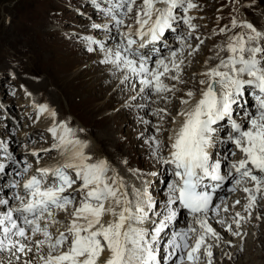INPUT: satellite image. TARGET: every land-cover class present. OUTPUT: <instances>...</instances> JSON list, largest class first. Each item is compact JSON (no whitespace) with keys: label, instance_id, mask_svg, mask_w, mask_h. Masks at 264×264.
<instances>
[{"label":"snow or ice","instance_id":"6c2138e0","mask_svg":"<svg viewBox=\"0 0 264 264\" xmlns=\"http://www.w3.org/2000/svg\"><path fill=\"white\" fill-rule=\"evenodd\" d=\"M134 4L135 0H121L115 7H126L131 13ZM157 4L165 7L158 8ZM142 5L135 17L140 25L137 34L141 41L146 34L145 27L152 40L171 27L177 19L174 15L177 9H183V22L194 29L191 17L187 15L190 9L197 7L192 0H142ZM107 14L117 26L124 23L112 8ZM231 25L245 31L230 37L226 49H221L227 51V58H221L215 67L203 73L207 82L200 81L202 85L206 84L200 98L195 103L182 101L191 107L179 114L183 121L174 136L169 137L173 141L170 158L164 163L174 167L176 179L167 186V215L153 221L155 227L149 232L144 227L150 219L149 213L161 214L155 212L156 204L147 190L133 187L129 192L123 178L106 160L93 159L86 153L88 144L76 137L67 123H56L49 132L55 141L53 149L62 159L55 166L36 169L38 175H32L22 185L13 183L11 187L19 189L13 194L17 201L15 205L0 198V205L5 208L0 212V252L9 254L8 264H12L13 259L19 262L30 253L38 258L39 264H101L100 258L105 252L108 256L102 264H162L158 245L169 222L178 216L175 205L193 216L199 231L189 227L187 231L174 233L168 242L164 264H201V256H206L207 264H212V245L206 246L207 238L219 240L220 237L209 224L208 213L213 211L219 215L220 204H213L214 193L226 177L221 174V162L213 161L209 150L219 139L216 126L220 122H230L227 142L242 156L231 164L228 175L232 176L234 170L239 176L235 180L237 185L247 181L254 185V188L243 189L249 194L245 211L256 205L257 194L264 197V32L250 22L240 23L236 19ZM125 38L122 50L113 51L100 44V49L105 52L101 62L139 76V83L144 86L140 89L142 92L146 88H154L156 93L172 91L162 77L171 71L178 73L180 65L173 60L172 68H169L159 61L157 69L152 70L146 60L138 62L134 58L133 45L137 41L131 38V31ZM94 43L90 41V44ZM139 46L144 47V44ZM93 50L88 48L90 52ZM161 68L163 71L159 70ZM249 88L255 90L256 110L245 111L242 113L244 119L237 121L233 119V106H239L240 98ZM186 95L195 99L192 91ZM38 110L55 121V110L47 105H40ZM156 148L159 149V142H156ZM231 155L235 156L236 152ZM31 167L27 164L24 171ZM4 171L5 165L0 164V173ZM207 180L216 183L205 184ZM223 211L227 212L228 208L224 207ZM59 212L66 213L68 218L63 230L59 227L62 221L57 219ZM236 217L238 219L233 223L239 228V220L244 218L239 213ZM228 230L231 231L230 225ZM189 233L195 234L192 243H189ZM23 264H33V261L24 260Z\"/></svg>","mask_w":264,"mask_h":264},{"label":"rangeland","instance_id":"374dc122","mask_svg":"<svg viewBox=\"0 0 264 264\" xmlns=\"http://www.w3.org/2000/svg\"><path fill=\"white\" fill-rule=\"evenodd\" d=\"M11 1L12 0H0V9H2L0 10V17L3 16L0 18V57H5L6 55L17 57L16 60L18 59L17 61H19V64L13 65L11 68L12 75L14 76L12 83L18 88V91H28L33 95L36 101L37 99L39 100L37 103V111H39L38 109L40 105H47L49 108H53L57 113L56 120H64L68 124V127L73 130L76 129L81 134V141L88 144L92 140H97L98 142L95 141L96 150L100 154H107L105 149L107 141L103 143L104 133L110 138V142L107 143L106 147L108 149H115L116 152H118L119 157L127 156L143 169L155 168L156 164L153 165V163L147 159L148 157H152L153 154L156 155V142L159 140V135L152 129L151 124L157 123V120L153 118L151 119L152 123L145 122V120H149L145 108L164 107L163 109H167L169 108V105L176 102L177 99L171 98L165 99V101H160L163 99V94H161V92L157 93L159 97L156 96L150 99L145 98L140 102L137 97L151 94L155 91L151 89L146 93L140 91L142 88L139 83L140 78L135 79L134 83L136 84L134 85H131V81L128 79H125L127 81H123L122 83L121 80L124 75L130 79H134V76L128 74V72L125 73L124 70L117 69L115 66H112V64L102 63L101 59H104L105 56L100 54V47L97 48L98 50L93 48L94 50L90 52L88 51V45L81 40L83 38H79L78 31L83 30V33L87 31L88 20H92L91 15L95 20H98V16L93 15L92 12H89L88 10L86 11V9L84 10V8H80L84 11L83 16L74 15L73 11L64 10L63 13V16L68 18V21L66 20L62 23V25L68 23L64 29H67V31L70 32H77V35L68 36L62 39L56 38L53 39V41L49 39L45 44L43 43L44 48H36L30 41V43H27L29 47L26 46L27 48L25 52V50L20 48L17 44L20 43L17 38L19 33L16 34L14 26V22L17 19V12L19 10L27 11L28 8H30L33 10V14L30 17L32 20L37 21L39 18H43L45 21L50 15L57 17L53 11L59 9L58 4L66 3V0H49V2L46 0H18V2L24 4V6L17 12L15 10L16 4L12 6ZM219 2H224V0H219ZM41 4H45L44 9L43 6H40ZM33 7L38 8L35 9ZM1 12L5 13L2 15ZM5 18H7L8 22L4 21ZM16 25H18V28L21 30L24 28L21 24ZM101 25H103V23H101ZM42 27H44L45 31L43 34L46 33V35H51V26L49 25V22H44V26L41 25L38 28L43 31ZM92 34H94V38L99 40L98 36H102L104 33L98 32ZM23 35L25 34L23 33ZM108 44L109 43L106 45L108 46ZM90 46L94 47L93 44H90ZM110 49L114 51L115 47L112 48V46H110ZM2 50L3 53L1 54ZM184 58V60H181L183 62V65L181 66V75H189L190 72L187 73L186 68L184 67L186 64L184 61L187 58ZM193 58H190L191 63L196 60L197 56L194 55ZM52 62L56 63V71L53 70L54 65L53 68L50 66ZM0 66L2 68L7 67L6 64L2 63V58H0ZM189 78H191V76ZM163 82L165 83L164 79ZM51 83L56 88H59V91L64 90L67 95L63 96L61 94L64 98L59 95L58 91L51 87L53 86ZM10 84H8V86H10ZM168 84L171 85V83ZM173 84L179 88L187 89L181 81L174 82ZM136 85L138 87L137 90L134 91L133 87L136 88ZM170 92L178 95L177 91ZM135 93H138L137 97L135 96ZM81 104L83 106L82 109ZM72 106L77 110V115H74L71 111ZM12 111L13 108L11 110V107L9 106L7 109V115L12 113ZM20 112L21 111H18V113ZM136 116L140 119V122ZM76 118L82 122V124ZM143 119L144 122L141 123ZM33 120L34 114L31 113L30 116L25 119L26 124L29 122L27 129L31 127ZM0 129L3 134L8 136V141L15 142L16 139L20 138L18 122L15 120L10 119L9 121H2ZM99 132H101V134ZM75 134L76 137L79 138L76 132ZM102 137L103 139H101ZM221 138V141H223L224 137L222 136ZM120 139L122 142L118 141ZM161 143H163L162 140ZM19 144L20 143L12 144L14 146L12 153H15L17 158H19L18 154L20 153L18 149ZM151 148L155 150H152V153L149 152L151 151ZM225 149L227 148L225 147ZM229 153L230 151L226 153L225 157H222L220 155L221 153L217 154V158L221 160L220 162H222V164L226 163ZM229 161H232V159ZM130 167H132V164ZM130 169L131 168H129V170ZM115 171L116 173H122L124 169L122 168L121 170ZM132 173L139 179L144 176L143 173L135 171L133 167ZM126 175L131 174L126 173ZM225 181L226 185L228 180L225 179ZM245 185H247L245 182L236 185L238 188L237 191L241 192L243 188L241 189L240 187ZM226 188L229 189L230 186H227ZM226 188L222 191L226 190ZM156 191H158V193L155 194L156 199L159 200L161 196H163L164 199H167V190H165L163 186ZM234 193L233 190L226 191L225 195L230 197H223L218 204L221 205L224 201H228L233 195H235ZM1 196H3V194ZM236 197L237 199L233 202L234 204L232 203L231 205L233 206V217L231 216L232 221L236 219V215H234L236 212L239 213L240 211H245L243 201L240 200L244 195H237ZM236 201H239L240 203L237 204ZM220 211L222 210L220 209ZM246 213L245 219H247L246 216L251 217L243 222L244 225H242L240 231L247 232V235L244 236L243 241L236 238L237 241L243 243V246L239 248L235 257L234 251L237 249L238 244H228L223 247L222 250L226 252L227 260L225 262L220 261L218 264H264V197L257 195L256 205ZM253 217H257L256 221L251 222ZM228 227L229 225H227L226 228L228 229ZM232 232L235 233L231 228L230 233ZM228 237H230V235ZM226 240L230 241L227 237L221 238V241Z\"/></svg>","mask_w":264,"mask_h":264},{"label":"bare ground","instance_id":"6f19581e","mask_svg":"<svg viewBox=\"0 0 264 264\" xmlns=\"http://www.w3.org/2000/svg\"><path fill=\"white\" fill-rule=\"evenodd\" d=\"M261 22V23H260ZM250 23H252L253 25H255V26H259L260 28H261V31L262 32H264V18H263V20H258V19H251V22ZM102 26H106V22H104L103 23V25ZM66 31H67V29H65ZM87 31H85L84 33H85V35L88 33H86ZM99 33H101V32H99ZM99 37V40L98 41H101L102 40V42L101 43H99V45H97L98 47H96V46H94V47H96V48H99L100 47V44H103L104 45V47L105 48H107V49H110V46H112V43H111V40H110V38H107V36L105 35V34H103L101 37L100 36H98ZM107 43H109L108 44V46L106 45ZM89 47H91L90 46V44H89ZM100 49V48H99ZM101 52H100V54H102L103 56H105V52L104 51H102V50H100ZM99 57H101V56H99ZM184 57H186L185 56V54H181V55H179V57H178V59L181 61V60H184L185 58ZM187 59L184 61V62H186V63H191L190 62V58L189 57H186ZM194 59V58H193ZM182 62V61H181ZM193 62V61H192ZM112 66H114V65H112ZM113 68V67H112ZM112 70V69H111ZM110 71V70H109ZM160 71H162V68L160 69ZM124 72L125 73H127L128 71L127 70H124ZM112 73V72H111ZM114 73H115V71H114ZM114 73H113V75H114ZM124 73V74H125ZM188 73V72H187ZM128 74H131V73H129L128 72ZM133 75V74H132ZM134 76V79H130V78H128V80H130L131 81V85H134V84H136V83H134V81H135V79H139L140 77L139 76H136V75H133ZM110 78V77H109ZM162 80H163V78H162ZM123 81L125 82V81H127V80H125V75H124V77L122 78V80H121V82L123 83ZM169 87L171 86V85H169V84H167ZM142 87H144L143 85H141ZM181 89H185V88H181ZM42 90V89H41ZM148 88H146L143 92L144 93H146V92H148ZM152 90V89H151ZM161 94H163V93H161ZM158 95V94H157ZM178 96V95H177ZM157 97H159V96H157ZM133 102V101H132ZM132 102H130V103H132ZM34 104H32V106H33ZM53 105V104H52ZM161 106V105H160ZM145 107H146V104H145ZM164 108V107H163ZM166 108V107H165ZM46 114V113H45ZM39 115H42V114H40L39 113ZM158 119H161V117L159 118L158 117ZM44 123H47V121H44ZM157 123H158V121H157ZM0 131H1V129H0ZM0 136H1V138H3V139H5V140H8L7 138H8V136L7 135H5V134H3L2 133V131L0 132ZM103 136H104V139L107 141V142H110V138H109V136H106L104 133H103ZM157 137V136H156ZM219 138V137H218ZM101 139H103V137L101 138ZM219 139H222L221 138V136H220V138ZM219 139L218 140H216L215 142H218L219 141ZM10 140V139H9ZM34 140H39V141H47V138L46 137H39V138H36V139H34ZM156 140H157V138H156ZM11 142V141H10ZM101 142V141H100ZM220 142H221V140H220ZM103 143H105V141L103 140ZM219 144H221V143H219ZM4 145H6L5 144V142L4 141H2L1 142V144H0V148H3L4 147ZM9 145V148H8V155H9V157L11 158V159H13V160H17V161H21L24 157H23V154L22 153H19L18 155H19V158H17V155L15 154V153H12L13 152V150H14V146L12 145V143H9L8 144ZM220 148H221V151H220V155L222 156V157H225V155H226V153L228 152V151H231V150H229V149H225V147H224V145H221V146H219ZM152 149V148H151ZM210 151V150H209ZM157 152H158V149H157ZM157 152H156V154H157ZM215 153V152H214ZM213 154V153H212ZM211 154V155H212ZM240 154V153H239ZM214 155V154H213ZM62 159V157L60 156V154H58V156L54 159V161L52 162V164L51 165H49V167H51V166H55L60 160ZM221 161V160H220ZM0 163H1V160H0ZM221 165H224V164H222V162H221ZM154 167V166H153ZM152 169H155V168H152ZM152 178V177H151ZM227 180V179H226ZM142 182V181H141ZM147 182H149V180H147ZM225 182L226 181H224V182H222V190L225 188ZM126 187H127V189H128V191L129 192H131V190H132V188L133 187H135V188H137V189H141V183H140V180L138 179V178H136V177H131L130 175H127V177H126ZM246 186V185H245ZM245 186H241L240 188L242 189V188H245ZM243 190V189H242ZM241 191V190H240ZM2 194H0V196H1ZM4 196V195H3ZM3 196H1V197H3ZM237 195L235 194V195H233L232 196V198H230L228 201H224V203H222L221 205H220V209L222 210V211H220L219 212V215H216V214H214V212H213V214H210V213H208V222H209V224L214 228V230L218 233V235H219V237H221V238H229L230 239V241H228V240H226V241H221V243H225V245H228V244H238L237 245V249L234 251V257L236 256V253L239 251V248H241L242 246H243V243H241L240 241H237L236 240V238H234V239H231L230 237H228L229 235H227V232H225L224 231V229H226V231L228 230L226 227H227V225H228V221H232V210H233V206H231L232 205V203L237 199V197H236ZM240 196H242V195H240ZM261 196V195H260ZM241 198V197H240ZM242 199V198H241ZM216 201V200H215ZM214 201V202H215ZM234 204V203H233ZM156 206H157V210L159 211L158 213H161L163 210H164V207H163V205L162 204H156ZM242 206V205H241ZM240 206V207H241ZM224 207H227L228 208V211L227 212H225V211H223V208ZM240 210V209H239ZM237 213V212H236ZM64 214V216L66 217V219H67V222H68V218H67V214L66 213H63ZM234 215H236V214H234ZM236 217V216H235ZM256 218L257 217H253V219H251V222H253V221H256ZM219 221H223V223H220ZM233 222V221H232ZM154 225V223H153V221L151 220V219H149L147 222H146V224L144 225V227H146L147 229L148 228H150V227H152ZM177 228H178V225H177ZM171 230V228L169 227V226H167L166 227V229H165V231L161 234L162 235V239L163 238H166L167 237V234L169 233V231ZM178 229H175V230H173V231H177ZM230 232V231H229ZM236 232V231H235ZM215 243H216V241H215ZM248 247H251V246H248ZM160 255V257H161V260H162V264H164V258L165 257H163L164 255H161V254H159ZM107 256H108V253H104V254H102V256H101V258H100V260H101V263H102V261L104 260V259H106L107 258ZM28 259H31L32 261H33V264H39V261H38V258L33 254V253H30L28 256H25V257H22V259H21V261H19V262H17V261H15L14 259H13V261H12V264H23V261L24 260H28ZM8 261H9V254L7 253V252H0V264H8ZM35 262V263H34ZM169 264H171V262H169Z\"/></svg>","mask_w":264,"mask_h":264}]
</instances>
